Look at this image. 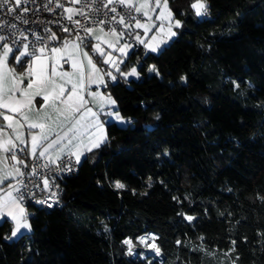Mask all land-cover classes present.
I'll list each match as a JSON object with an SVG mask.
<instances>
[{
  "label": "trees",
  "instance_id": "obj_1",
  "mask_svg": "<svg viewBox=\"0 0 264 264\" xmlns=\"http://www.w3.org/2000/svg\"><path fill=\"white\" fill-rule=\"evenodd\" d=\"M192 2L169 0L181 26L156 53L132 46L137 78L107 79L128 123H106L62 205L26 207L15 239L0 225V264H264V0ZM145 234L159 254L123 243Z\"/></svg>",
  "mask_w": 264,
  "mask_h": 264
},
{
  "label": "snow or ice",
  "instance_id": "obj_2",
  "mask_svg": "<svg viewBox=\"0 0 264 264\" xmlns=\"http://www.w3.org/2000/svg\"><path fill=\"white\" fill-rule=\"evenodd\" d=\"M10 2L13 4L9 7ZM22 2L26 3V0H0V8H6L9 13L16 11ZM52 0H49L51 3ZM70 4H80L82 0H69ZM84 8L91 7L93 10L99 12L103 9H107L108 12L115 13L107 19L101 18L95 21L100 32L105 33V35H112L116 37H122L123 32H118L115 28L105 29L104 25L115 21L120 25H123L125 29L136 27L142 28L145 32L150 30V27H154L151 24L152 13L155 9H160L159 14L156 16L157 20L161 21L160 29L163 31L164 21H168L167 31L170 36H175L176 33L172 31L173 27L179 28L181 26V21L179 19H174L173 12L169 8V0H141L138 4H133L132 0H83ZM115 5L127 8L129 10V19L134 21V25L131 23H126L125 16L118 13V9ZM111 6V7H110ZM47 9V5L44 6ZM56 7L63 8L64 12L68 13L67 19L77 26L75 33V41L73 42L67 38L63 39L60 47L52 45L51 41L61 40L56 33L52 32L50 36H37L35 43H33L31 50H29L28 44H23L21 51L19 48L14 50L6 41L7 37L5 35H0V48L3 49V55L0 56V108L6 110V112H0V116L3 117L4 121H7L6 128H12L14 131L17 127L22 126V121L27 122V128L29 130V135L31 138L30 152L28 153L33 159L45 158L47 157V162L41 167L48 168L51 164H55L57 160L62 158V153L69 146L73 145V141L76 138L75 133L79 130V125L81 120L86 116L91 115L96 117L97 113L93 112L91 108L87 107L90 102L85 99L83 93L87 90L85 87V64L84 60L87 61V80L88 83H104L103 75H101V69L97 67L94 63L92 55L90 53H99L102 57L105 53L100 47V43L92 44L91 40L96 39L99 41L101 38L99 36H93L95 31L94 28L82 25L80 20H73V15H83L85 19H88L87 13L83 8H73L64 7L63 4L57 2ZM190 8L195 10L197 16L206 15L207 5L204 0H194L190 4ZM22 12H27L28 9L22 8ZM146 18V22H142L141 19H137L136 16H132L131 12ZM107 16V13H105ZM119 16V19H117ZM19 19V16H17ZM15 25H13L14 27ZM2 27V26H0ZM64 32L72 35V29L68 27H63ZM46 31H51L47 29ZM83 31L85 35H81L80 32ZM23 35V34H21ZM23 39L27 40V36H23ZM155 39V37H153ZM136 40L145 44V41L141 39L139 35L136 36ZM109 47H113L111 42ZM130 47L129 45H124L119 49L122 54H125V48ZM151 51H156L155 45L145 44ZM87 49V50H85ZM49 53L51 55H49ZM11 59V64L9 60ZM51 61V63H49ZM58 61H63L64 63L71 62L72 71H58ZM115 65V60L109 54L107 58L103 59L104 64ZM123 63V60L120 61ZM17 67L19 70H17ZM116 70L120 72L121 76L127 78L128 76H138L137 69L133 67L130 72L121 71L118 66ZM154 68H150L149 71H154ZM105 75L111 77L115 80L116 77L111 72H105ZM183 79V78H182ZM27 80L25 84L24 81ZM19 94V95H17ZM91 97V102L100 104L106 103L109 105H115V101L111 97L104 98L98 92H88ZM40 97L42 103L36 100ZM50 109V111H45ZM103 110V108H101ZM35 112V118L33 119L31 112ZM7 113H17L20 119L14 120L11 115ZM79 114V115H77ZM112 115V113H109ZM55 116V119H54ZM69 122L70 126L67 127V131L63 132H53L52 126L54 124L63 128V125H59L58 122L61 120ZM159 117H157L158 119ZM115 119H122L117 113L115 114ZM92 126L102 133L101 137L93 142L92 147H99L105 139L106 135H103V125L99 119L92 121ZM38 129L39 132L33 133L32 130ZM4 128H0V133H3ZM69 133L72 135L69 136ZM52 136L56 138L53 139ZM22 133H17L16 140L19 144L13 142L11 139H5L0 143V149L3 150L5 155L0 157V163H3V167H0V184H4L5 181L15 180L20 176L25 175L23 171L16 165H23L25 168L28 167L26 160L21 159L17 152H25L29 148L28 142L22 138ZM66 141V143H64ZM63 144V147H59ZM19 145H24L20 147ZM59 150L56 153L55 159L52 158L50 152L54 148ZM39 149V151H38ZM91 150V148H89ZM70 155L76 156V162L79 163L80 157L76 152H71ZM8 161L15 162L9 165ZM59 167V165H57ZM67 170H71L70 166H65ZM11 168V171L9 170ZM37 169L33 168L31 175H36ZM49 181L44 180L45 187H48ZM9 187L13 190L18 191L15 185L9 184ZM117 189L124 187L123 184L117 182L115 184ZM55 195V193H53ZM43 202V201H41ZM51 206V205H50ZM13 209H18L14 211ZM0 214H4L11 217V221L14 222V227L11 229L10 235H6L4 239H12L19 235H23L22 229L31 231V224L28 222V217L24 214V209L20 207L17 200H8L0 202ZM185 219L192 221L194 217L191 215L185 216ZM5 221L0 219V225ZM107 230V229H106ZM155 240L156 238L150 237ZM129 246V251L131 252L132 241L125 240L123 242ZM141 243H146V238H141ZM155 247V245H150ZM156 253L159 254V248L155 247Z\"/></svg>",
  "mask_w": 264,
  "mask_h": 264
},
{
  "label": "built area",
  "instance_id": "obj_3",
  "mask_svg": "<svg viewBox=\"0 0 264 264\" xmlns=\"http://www.w3.org/2000/svg\"><path fill=\"white\" fill-rule=\"evenodd\" d=\"M57 2L64 5V7L73 8H83L87 13L88 19H85L83 15H73V20H80L82 25L95 28L97 27L95 21L101 18L107 19L115 13L108 12L107 9L102 11H95L91 7L84 8L83 0L80 4H70L69 0H26V3L22 4L16 8V11L9 13L6 8H0V35H5L7 43L16 50L22 47L23 44L29 45V50L33 43H35L37 36L48 37L52 32H59L60 34H65L64 38L73 37L75 38V33L77 26L71 23L68 19V13L64 12L63 8L56 7ZM47 5V9H45ZM13 4L10 2L9 7ZM118 9L120 15L125 16L126 23H131L129 19V10L127 8L115 5ZM27 8V12H22V8ZM111 7V6H110ZM107 13V16H105ZM132 16H136L137 19L145 20L146 18L131 12ZM19 16V19H17ZM119 19V16H117ZM13 25H15L13 27ZM63 27H68L72 29V35L64 32ZM107 30L109 28H115L118 32H123L124 37L132 44L135 50L137 42L134 35L129 32V28L125 29L123 25L112 21L104 25ZM50 29L51 31H46ZM23 34V35H21ZM83 36L85 33L80 32ZM23 36H27L28 39H23ZM52 44V41L50 42ZM17 155L26 160L28 167L25 168L23 165H17L25 173V175L15 179L14 185L19 190H15V197L18 201L26 207H38L43 209H50L54 207H60L63 202L64 193V183L70 175H72L78 167L77 162H75L70 156L64 155L60 160H57L55 164H51L48 168H43L41 165L47 162V158L33 159L30 155L26 156L24 152H17ZM59 165V167L57 166ZM65 166H70L71 170H67ZM37 169L36 175H31L32 169ZM49 181L48 187H45L44 180ZM55 193V195H53ZM43 201V202H41ZM51 205V206H50ZM127 240V239H126ZM125 240H123L124 242ZM127 248H129L127 246Z\"/></svg>",
  "mask_w": 264,
  "mask_h": 264
},
{
  "label": "crops",
  "instance_id": "obj_4",
  "mask_svg": "<svg viewBox=\"0 0 264 264\" xmlns=\"http://www.w3.org/2000/svg\"><path fill=\"white\" fill-rule=\"evenodd\" d=\"M141 0H132L133 4H138L140 3ZM160 9H155V11L152 13V21L150 22L151 24H154V27H150L148 36L145 39V44H152V43H159V42H163V40L166 39V36L164 35V31L161 32L158 31V28H160V24L161 21L156 19V16L159 14ZM142 22H146L145 20H141ZM132 24L134 25V21L132 22ZM165 26L167 27L168 21H164ZM95 31L93 33V36H99L101 39L99 41H97L96 39H92L91 43L94 45L96 43H100V47H102L104 49V51L107 50V48L109 47V43L111 42L113 45L114 50H118L121 47H123V42L125 41V37H116V36H112V35H105V33L100 32L98 27L94 28ZM129 32L132 33L134 35V38L136 37V34L138 35H142L143 33H145V31L142 28H136V27H131L129 28ZM153 37H155V39H153ZM65 39V38H63ZM62 40H58V41H52V45L60 47L62 44ZM67 39L76 42L75 38L73 37H67ZM128 44L127 45H132L129 41H127ZM136 42L139 44V42L136 40ZM120 44V46H119ZM141 44V43H140ZM145 44H143L144 48L149 51L148 47H145ZM129 45V46H130ZM130 47L125 48V53H128ZM21 51H23V48L20 47L19 48ZM87 50V49H85ZM131 52V50H130ZM129 52V53H130ZM128 53V54H129ZM95 54V55H94ZM3 55V49L0 48V56ZM49 55H51L49 53ZM90 55H92L94 63H96L97 67L100 68L101 71V75H103V80L104 83H88L87 80V73H88V68H87V61L84 60V64H85V87H86V91L83 93L84 97L86 100L90 101L87 104L88 108H91L93 112L97 113L96 117H92L91 115L86 116L83 120H81L80 125H79V130L75 133V139L73 141V145L69 146L67 149H65L64 153H62V156L64 155H68L70 156L75 162H76V156L75 155H70L71 152H76L77 154H79L80 157V161L83 159V157L91 150H94L98 147H92V144L94 141H96L98 138L101 137L102 133L100 131H98L96 128H94L92 126V121L95 119H99V121L101 122V124L103 125V135H106V123L109 121H113V122H121L120 120H116L115 119V114L117 113L116 110V106L115 105H109L106 103L100 104L99 106L97 105V103H93L91 102V97L88 95V92H98L101 94L102 97L107 98V97H111L112 100L113 97L109 94V92L106 90V86H107V79H110L107 75H105V72H109V71H115L116 66L112 65L111 63L109 64H104L103 63V59L102 57L99 55V53H95L92 52L90 53ZM9 63L11 64V59L9 60ZM49 63H51V61H49ZM58 65H62V67H58V71H72L71 68V62L69 61L68 63H64L63 61H58L57 62ZM134 67L136 69H138V65H134ZM150 67H151V63H150ZM17 70L18 67H17ZM24 83H27V80L24 81ZM19 95V94H17ZM36 100L40 103H42V100L40 97H37ZM115 101V100H114ZM101 108H103V110H101ZM45 111H50V109H46ZM0 112H6L5 109L0 108ZM109 113H112V115H109ZM8 115H11L13 117L14 120L16 119H20L19 115L17 113H7ZM119 116L121 117V119L123 120V116L118 112ZM30 115H32L33 119L35 118V112H31ZM79 115V114H77ZM55 119V116H54ZM59 125H63V128H61L60 126L54 124L52 126L53 128V132H60L61 135H63L64 131H67V127L70 126L69 122H65L61 120L58 122ZM7 125V121L3 120V117L0 116V128H4L3 133H0V143L3 142V140L5 139H11L13 142L19 144V141L16 140V135L17 133H22L23 134V139H25L28 144H29V148L24 152L26 156H29V152H30V143H31V138L29 135V130L27 128V122H23L22 121V126L17 127L16 130L14 131L12 128H6L5 126ZM33 133H37L39 132L38 129L32 130ZM72 134L69 133V136H71ZM53 139H55V136H52ZM107 139H105L102 143H100V145H102ZM66 143V141L64 142ZM99 145V146H100ZM20 147H24V145H19ZM59 147H63V144H61ZM58 148H54L51 150L50 155L52 156L53 159H55L56 153L59 150ZM89 148H91V150H89ZM39 151V149H38ZM5 155V153L3 152L2 149H0V157H3ZM47 158V157H45ZM79 161V163H80ZM9 165L14 164L15 162L12 161H8ZM78 164V163H77ZM17 166V165H16ZM0 167H3V163H0ZM9 170L11 171V168H9ZM15 180H9V181H5L4 184H0V202H3L5 200H8L9 203L11 202V200H17V202L19 203L20 207H22L24 209V214L28 217V211L26 210V208L18 201V199L15 197V190H13V188L9 187V184L14 185ZM14 211H18V209H13ZM0 219L2 220H9L12 223V226L14 227V222L11 221V217H8L4 214H0ZM28 222H29V218H28ZM12 227V228H13ZM22 232H27V230H23Z\"/></svg>",
  "mask_w": 264,
  "mask_h": 264
},
{
  "label": "rangeland",
  "instance_id": "obj_5",
  "mask_svg": "<svg viewBox=\"0 0 264 264\" xmlns=\"http://www.w3.org/2000/svg\"><path fill=\"white\" fill-rule=\"evenodd\" d=\"M195 11V10H194ZM198 17H201V16H198ZM175 19V18H174ZM175 27H173L172 28V31H174L175 32V29H174ZM158 31H160L161 32V34H162V32L164 31V35L166 36V39L165 40H163V42H159L158 44L156 43H152L151 45H155L156 46V48H157V50L156 51H154V53H156L163 45H165V44H167L174 36H170L169 35V33H168V31H167V27L165 26V24H164V28H163V31H161V29L160 28H158ZM148 33H149V31H147V32H145V33H143L142 35H139V33H138V35L141 37V39H143L144 41H145V39H146V37L148 36ZM176 33V32H175ZM136 36H137V34H136ZM135 40H136V37H135ZM128 40L127 39H125V41L123 42V46L124 45H127L128 44V42H127ZM150 44V43H149ZM130 45V44H129ZM119 46H120V44H119ZM121 47V46H120ZM101 49H102V51L105 53V55L102 57L100 54V56L102 57V59H105V58H107L108 57V55L110 54L111 55V57L113 58V60H115V65L114 66H118L119 68H120V70L121 71H124V72H130L131 71V69L134 67V65H131L130 63H129V65L128 66H124L123 67V64H124V62H125V60L127 59V57H128V53L130 52V50L132 49V45H130V48H129V50H128V53L125 55V54H122L120 51H119V49L118 50H114V48L113 47H108L107 48V50L106 51H104V49L101 47ZM149 49V48H148ZM149 51H151L150 49H149ZM151 52H153V51H151ZM121 60H123V63H120V61ZM111 63V62H110ZM150 68H154V64L151 62V67H149L148 68V72L149 73H151V72H155V70L154 71H149V69ZM108 72V71H107ZM109 72H111L115 77L117 76V75H120V72H118L116 69H115V71L113 72V71H109ZM138 73V72H137ZM121 76V75H120ZM109 77V76H108ZM122 77H124V76H122ZM110 78V80L112 81V79H111V77H109ZM129 78H137V76H128L126 79H129ZM123 123L122 122H116L118 125H120V126H125V125H127V123H128V120H127V118H125V117H123ZM32 213V211L30 210V211H28V214H31ZM28 232V231H27ZM18 236H19V234H18ZM17 236V237H18ZM146 238V243H141V238ZM150 237H153V235L152 234H145L144 236H141V237H138L137 238V241H136V243H132V247H131V252L129 251V248H127L128 249V251L130 252V253H133V252H135L134 251V249H135V247H137V248H139V250L141 251V252H146V253H148V254H157L156 253V250H155V247H156V245H155V247H151L150 245H153V239H151ZM16 237H13L12 239H15ZM127 240H129V239H127ZM126 246H128L127 244H125ZM129 247V246H128ZM139 256H142L141 254H139Z\"/></svg>",
  "mask_w": 264,
  "mask_h": 264
}]
</instances>
